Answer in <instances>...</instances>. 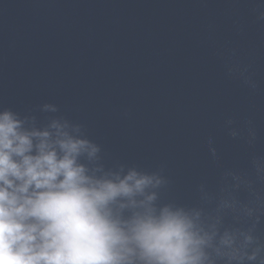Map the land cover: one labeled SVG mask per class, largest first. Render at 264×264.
Listing matches in <instances>:
<instances>
[{"label": "water", "instance_id": "water-1", "mask_svg": "<svg viewBox=\"0 0 264 264\" xmlns=\"http://www.w3.org/2000/svg\"><path fill=\"white\" fill-rule=\"evenodd\" d=\"M260 2L0 0V108L81 124L106 166L162 169L163 200L199 203L200 185L255 199L230 188L229 170L264 198L252 164L264 157ZM232 65L246 68L255 88L229 73ZM44 103L58 112H40ZM256 234L264 240V215Z\"/></svg>", "mask_w": 264, "mask_h": 264}, {"label": "clouds", "instance_id": "clouds-1", "mask_svg": "<svg viewBox=\"0 0 264 264\" xmlns=\"http://www.w3.org/2000/svg\"><path fill=\"white\" fill-rule=\"evenodd\" d=\"M254 11L264 20V0ZM255 88L238 65L228 68ZM40 112L57 113L44 103ZM225 121L233 137L239 131ZM255 131L248 129V142ZM209 151L215 158V148ZM99 144L63 115L39 121L0 108V264H264L256 234L264 198L253 181L232 172L230 188L255 199L242 202L224 187L199 186V203L163 200L162 169L106 166ZM264 180V157L252 161ZM231 222H227V218Z\"/></svg>", "mask_w": 264, "mask_h": 264}]
</instances>
